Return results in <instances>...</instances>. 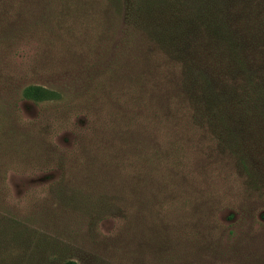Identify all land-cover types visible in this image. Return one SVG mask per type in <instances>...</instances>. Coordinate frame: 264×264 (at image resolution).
<instances>
[{"label":"rangeland","instance_id":"374dc122","mask_svg":"<svg viewBox=\"0 0 264 264\" xmlns=\"http://www.w3.org/2000/svg\"><path fill=\"white\" fill-rule=\"evenodd\" d=\"M116 2L0 0V264H264L253 155L200 139L184 168L128 120L129 57L156 53Z\"/></svg>","mask_w":264,"mask_h":264},{"label":"trees","instance_id":"16d2710c","mask_svg":"<svg viewBox=\"0 0 264 264\" xmlns=\"http://www.w3.org/2000/svg\"><path fill=\"white\" fill-rule=\"evenodd\" d=\"M136 1L131 26L156 55H131V81L118 90L134 130L184 168L191 147L201 139V153L208 139L248 170L252 154L264 171V0ZM56 96L42 86L23 90L36 102Z\"/></svg>","mask_w":264,"mask_h":264}]
</instances>
